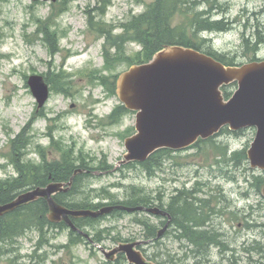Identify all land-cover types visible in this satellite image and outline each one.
<instances>
[{
    "label": "rangeland",
    "instance_id": "374dc122",
    "mask_svg": "<svg viewBox=\"0 0 264 264\" xmlns=\"http://www.w3.org/2000/svg\"><path fill=\"white\" fill-rule=\"evenodd\" d=\"M60 1L64 0H0V180L18 174L10 141L21 130L30 139L25 161L38 165L44 158L65 156L78 167L111 170L82 175L69 197L74 203L148 199L149 204L162 205L164 194H175L186 177L193 184L199 178L196 172L204 178L211 173L210 178L218 179L216 182L230 191L231 212L215 220L227 248L188 249L172 228L140 249L160 264H264V204L261 209L252 208L256 198L262 197L239 195L238 188L251 184L234 168L240 163L251 172L242 152L250 146L255 127L238 132L225 128L219 138L200 141L186 151H170L153 174L138 164L122 165L114 171L126 151L125 137L135 131V112L118 99L115 80L143 49L129 38L112 45L107 37L122 34V24L153 0H69L65 6ZM197 1L195 11L208 9L209 4L219 6L212 9L211 19L229 25L224 31L199 34L204 51L234 63L264 59V0ZM245 37L250 40L247 45ZM105 49L110 62L105 60ZM31 74L42 75L51 87L47 102L38 110L27 84ZM227 162L230 164H224ZM252 221L262 226H248ZM162 222V217L144 211L123 212L83 229L93 238L100 237L98 243L109 249L117 242L145 240V225L157 229ZM70 238L66 226H46L42 233L27 229L15 243L0 240V264H112L85 238L77 242Z\"/></svg>",
    "mask_w": 264,
    "mask_h": 264
},
{
    "label": "water",
    "instance_id": "95a60500",
    "mask_svg": "<svg viewBox=\"0 0 264 264\" xmlns=\"http://www.w3.org/2000/svg\"><path fill=\"white\" fill-rule=\"evenodd\" d=\"M233 82L236 89L225 98L221 87ZM27 83L38 106H42L49 96L48 84L38 74L30 75ZM116 94L127 109L136 112L135 132L124 139L126 152L118 165L145 161L161 148L188 147L224 126L234 131L253 126L256 133L247 149V157L252 167L264 169V60L231 66L197 49L167 44L147 62L133 64L122 71L117 77ZM82 171L78 168L68 181H51L44 187L29 188L12 200L0 203V217L42 196L47 201L50 222H64L92 242L107 260L114 261L123 253L129 264H157L138 248L147 240L119 242L106 249L95 244L72 219L96 218L114 207L154 215L169 214L158 206L104 205L98 209H73L58 204L53 196L68 192L74 176ZM261 192L264 195V186Z\"/></svg>",
    "mask_w": 264,
    "mask_h": 264
},
{
    "label": "trees",
    "instance_id": "16d2710c",
    "mask_svg": "<svg viewBox=\"0 0 264 264\" xmlns=\"http://www.w3.org/2000/svg\"><path fill=\"white\" fill-rule=\"evenodd\" d=\"M69 0L60 1L62 6H65ZM105 2V0H102ZM197 0H153L148 4L145 10L137 15L132 16L130 20L122 24L123 32L117 37L109 35L107 41H112V45H115L119 40L125 41V37L129 38L131 41H135L142 46L143 52L141 56H137L132 59L131 64L141 63L148 61L152 55L167 44H179L185 47L195 48L206 52L218 60L222 61L226 65L236 64L230 59H225L223 56L216 55L211 51H204L201 48L202 42L204 41L199 37L201 32H215V31H224L228 29V22L224 20H212L210 15L212 9L220 8L219 6H212L209 3V8L206 10L195 11L193 8L195 5H198ZM105 6V5H104ZM243 41L249 44V37H245ZM260 41L258 40L257 43ZM104 57L106 62H110V55L108 50H104ZM252 60H259V58H252ZM129 65V66H130ZM61 78H66L62 74H58ZM229 86H224L223 92L225 97H228L231 93ZM59 87H63L59 82ZM30 143L29 137L26 135L24 130H21L15 135L14 138L10 141V154L13 157V162L17 169V176L10 177L0 180V203L10 201L18 193L31 188L33 185H42L45 184L49 177L54 181H67L73 174L75 168L74 162L69 158L63 156L59 160H42L43 162L36 165L30 161H25V149ZM39 152L41 149H38ZM170 152L168 149H159L154 152L145 162L140 163L145 171L149 174L156 170L157 167H160V160ZM242 156H245V153L242 152ZM42 157H44L42 155ZM134 165V164H132ZM83 167V166H79ZM85 173L78 174L74 177V183L68 192L58 193L56 198L59 202L62 203V199L72 195L76 189L77 182L82 178ZM128 201H124L128 203ZM123 202V201H122ZM88 204L87 202H85ZM83 203L72 204L66 203L68 206L73 207H85L87 206ZM149 205L144 199L132 200L131 205ZM100 204H91L89 203L87 207H95ZM85 207V208H87ZM48 206L45 200L37 199L36 201L21 206L15 209L12 212H9L0 217V240L5 237L10 238L15 235L22 234L27 229L36 228L39 233L43 232L44 227H60L66 226L65 223H52L47 218ZM175 212L178 211L177 208L174 209ZM75 225L81 229L85 226H92L99 218L92 217H81L72 219ZM7 230L5 235L3 230ZM84 230V229H83ZM155 227L153 225H145V237H155ZM70 241L77 242L78 240H83L84 237L76 231L70 230ZM200 236H194L195 239L200 238ZM193 238V237H192ZM94 241L100 242V237H94ZM123 254H119L117 259L112 264H120L125 261ZM157 264H160L157 262Z\"/></svg>",
    "mask_w": 264,
    "mask_h": 264
},
{
    "label": "flooded vegetation",
    "instance_id": "af4514ba",
    "mask_svg": "<svg viewBox=\"0 0 264 264\" xmlns=\"http://www.w3.org/2000/svg\"><path fill=\"white\" fill-rule=\"evenodd\" d=\"M238 132V131H237ZM221 134H217L213 139L219 138ZM192 146L184 148L182 151H186L191 149ZM229 165L230 163H224ZM236 170H238L239 174L243 176V180L248 184L250 182L251 185L248 184V188H238L239 195L242 198L249 197L255 195L257 197L260 195L262 198H256V204L252 208H262V204H264V196L261 194V188L264 186V170L258 168H251V172L247 171V168H244L240 163L234 164ZM87 173H98V174H106L108 170L103 171H94L92 169L85 170ZM211 173L208 178H204L203 174L196 172L195 182L193 184H189L191 178L186 177L183 182V185L176 190V193L168 196L164 194V202L162 207L169 215L171 216V220L162 233L163 235L169 234L172 228H176L178 235V240L186 243L189 248L196 250H210L215 247L219 248H227V242L224 241V234L216 231V217H223L224 213L231 212L230 208V200L227 198L230 191H227L224 186L219 185L215 178H210ZM202 177V178H201ZM204 178V179H203ZM220 180H225V178H221ZM234 181H237V177L234 178ZM250 186V187H249ZM252 191H254L252 193ZM252 193V194H251ZM215 195V196H214ZM218 196V197H217ZM178 205V211H171L173 206ZM220 207V209H218ZM243 211V209H241ZM196 212L197 217L191 218L190 222L188 221L187 215L190 212ZM173 213L175 215H173ZM176 216V221H174V217ZM168 216H164L163 219L166 221ZM202 221L203 222V231H201L202 236L197 240H192L190 238L191 234H189V224ZM248 226H257L261 227L262 224L260 222L252 221L251 224H247ZM188 231L186 232V230Z\"/></svg>",
    "mask_w": 264,
    "mask_h": 264
},
{
    "label": "bare ground",
    "instance_id": "6f19581e",
    "mask_svg": "<svg viewBox=\"0 0 264 264\" xmlns=\"http://www.w3.org/2000/svg\"><path fill=\"white\" fill-rule=\"evenodd\" d=\"M51 177V176H50ZM49 177V179H48V181L45 183V184H42V185H33V186H31V189H33V188H37V187H44V186H46V184H48L49 182H51V181H53L51 178ZM72 183H74V179H73V182ZM57 195V194H56ZM56 195H54L53 196V198H54V200L58 203V204H60V205H63V206H67V207H69V208H73V209H80V207H73V206H68V205H66V203H72V204H78V203H74V202H71L69 199H66V198H63L62 199V203L61 202H59L58 200H57V198H56ZM39 199H43V200H45L46 201V199L44 198V197H42V196H40L39 197ZM12 200V199H11ZM131 201L132 200H130V201H128V203H125L124 201L122 202V201H120V202H114V201H112V202H110V203H102V204H100V205H98V206H95V207H87L88 206V204H86V203H83V204H86L87 206H85V207H87V208H90V209H98V208H100V207H102V206H104V205H112V206H128V207H133V206H146V207H149V206H151V205H142V204H140V205H131ZM3 203H5V202H3ZM30 203H32V202H29V203H27V204H23V205H21V206H25V205H28V204H30ZM46 203H47V201H46ZM20 206V207H21ZM85 207H81L82 209H84ZM123 212H126V213H134V212H136V211H127V210H125L124 208H119V207H114V208H112V209H110L109 211H106V212H103L102 214H100V216H98V217H96V218H104V217H106V216H110V215H120L121 213H123ZM174 215V214H173ZM187 219H188V221L190 222V220H191V218H193V217H197V213L194 211V212H190L188 215H187ZM174 221H176V216L174 217ZM170 220H171V216L169 215L168 217H167V220L165 221L164 220V222H162V226L160 227V228H157L156 230H155V234L156 235H161L163 232H164V230L166 229V227L168 226V224H169V222H170ZM64 223V222H63ZM75 224V223H74ZM203 222L202 221H196V222H193V223H191V224H189V227H190V229H189V234H191V236H190V238L192 239V240H197V239H195L196 237H194V236H200V235H202V233H201V231H203ZM188 231V229L186 230V232ZM2 232H4V234L6 235L7 234V230L5 229V230H3ZM21 235V234H20ZM20 235H15V236H13V237H11V239L10 238H7V237H5L4 239H1V240H9V241H11V242H13L14 241V243H15V241H16V238L18 237V236H20ZM193 237V238H192ZM187 246V248L188 249H192V248H189L188 247V245H186Z\"/></svg>",
    "mask_w": 264,
    "mask_h": 264
}]
</instances>
